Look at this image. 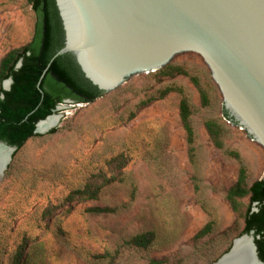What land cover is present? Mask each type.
<instances>
[{
	"label": "rangeland",
	"instance_id": "1",
	"mask_svg": "<svg viewBox=\"0 0 264 264\" xmlns=\"http://www.w3.org/2000/svg\"><path fill=\"white\" fill-rule=\"evenodd\" d=\"M35 22L28 0H0V61L31 41ZM172 67L198 79L206 107L186 76L132 78L119 95L60 104L56 126L13 153L0 180V264H11L24 239L41 264H213L230 250L243 229L226 200L239 164L213 146L204 124L224 123V150L239 155L247 186L264 180V150L222 116V96L199 57ZM182 97L192 110L191 159ZM87 185L95 200L65 201ZM94 207L115 211L88 212ZM149 232L147 249L127 244Z\"/></svg>",
	"mask_w": 264,
	"mask_h": 264
},
{
	"label": "water",
	"instance_id": "2",
	"mask_svg": "<svg viewBox=\"0 0 264 264\" xmlns=\"http://www.w3.org/2000/svg\"><path fill=\"white\" fill-rule=\"evenodd\" d=\"M54 4L63 44L50 63L68 55L84 80L113 97L132 78L162 76L158 71L178 59L199 57L220 91L229 121L264 150V0H54ZM20 66L21 60L16 68ZM11 83L4 81L3 90L8 91ZM51 116L35 125L34 134ZM0 146L8 150L11 161L17 148L3 142ZM245 238L251 239L254 263L264 264L253 232L234 240L213 264H220L236 241Z\"/></svg>",
	"mask_w": 264,
	"mask_h": 264
},
{
	"label": "trees",
	"instance_id": "3",
	"mask_svg": "<svg viewBox=\"0 0 264 264\" xmlns=\"http://www.w3.org/2000/svg\"><path fill=\"white\" fill-rule=\"evenodd\" d=\"M28 2L36 17L33 37L28 44L8 52L0 61V142L17 149L36 135L35 125L52 115L56 107L65 100L87 104L104 95L84 80L68 55L57 57L50 63L53 55L63 44L62 29L54 0H28ZM20 60L21 66L17 69L16 65ZM158 74L170 78L188 77L200 95L202 106L208 105L207 94L200 87L198 79L184 68L167 65L159 70ZM8 79H11L12 83L10 89L5 91L2 84ZM150 102H143L140 107H146ZM191 116L189 100L182 97L179 103V118L186 135L190 159L193 158L195 138ZM222 116L229 121L224 110ZM204 126L213 146L217 150L224 151L226 156L233 158L239 164L237 181L226 193V200L233 212L243 221L241 235H249L253 232L258 258L264 263V180L255 181L247 186L246 171L239 155L224 150V123L209 120ZM113 161L117 162L119 158ZM134 192L133 187L132 193ZM96 198L97 192L87 185L83 189L71 192L65 201L69 203ZM244 199H248L247 206H242ZM253 208L256 210L253 211ZM114 211L100 207L88 210L90 213L105 215ZM209 231L210 227L207 226L198 236H204ZM154 240V233L149 232L133 237L127 244L147 249ZM26 243L27 240L24 239V242L17 247L10 259L11 264L42 263L36 252L30 255L26 253ZM148 264H163V261L151 260Z\"/></svg>",
	"mask_w": 264,
	"mask_h": 264
},
{
	"label": "bare ground",
	"instance_id": "4",
	"mask_svg": "<svg viewBox=\"0 0 264 264\" xmlns=\"http://www.w3.org/2000/svg\"><path fill=\"white\" fill-rule=\"evenodd\" d=\"M60 117L51 116L45 121L38 125V132L45 133L51 128H54L58 123ZM0 180L2 179L3 173L6 170L9 160H8V150L0 146ZM220 264H255L253 259V245L251 239L245 238L243 240L236 241L235 249L227 257L223 259Z\"/></svg>",
	"mask_w": 264,
	"mask_h": 264
}]
</instances>
